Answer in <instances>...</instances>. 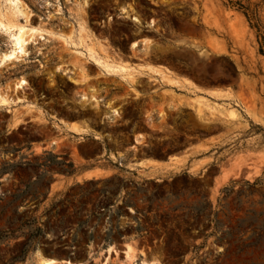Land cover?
<instances>
[{
    "label": "rangeland",
    "instance_id": "rangeland-1",
    "mask_svg": "<svg viewBox=\"0 0 264 264\" xmlns=\"http://www.w3.org/2000/svg\"><path fill=\"white\" fill-rule=\"evenodd\" d=\"M236 1L0 0V59L32 33L0 63V264H264V0Z\"/></svg>",
    "mask_w": 264,
    "mask_h": 264
},
{
    "label": "bare ground",
    "instance_id": "bare-ground-1",
    "mask_svg": "<svg viewBox=\"0 0 264 264\" xmlns=\"http://www.w3.org/2000/svg\"><path fill=\"white\" fill-rule=\"evenodd\" d=\"M123 11L130 13V11L127 10L126 8H124ZM134 18L137 21H140V20H138V17H134ZM2 23L3 22L0 20V24H2ZM5 26L10 27V25H6V24H5ZM31 35H32L31 32L25 31L22 29L13 33L11 35V37L13 38V47L10 51L3 53V55L1 56V59H0V63H2V62L5 63L7 61H11L19 53H22L25 50L26 42L31 37ZM97 61L101 66L106 67L108 70L115 69L112 65H110L106 62H103L100 59H97ZM156 71H158L164 78L168 79V81L169 80L175 81V82L179 81V79L176 78L177 76L175 77L174 75H172L171 71H169V70L156 69ZM26 84H27V81L25 79H20L19 81H17L15 83L17 88H22ZM14 100L12 98V94L10 93V88L9 87L2 88L0 86V106H9L11 103H13ZM21 120L22 119L15 118L13 125H17L18 123H20ZM113 253L117 254L118 250L114 246H110L102 254H104V258H106L108 260L109 257H107V255L108 254L111 255ZM125 253H126V257L130 258V259H133L137 256V252L135 251V248L129 243L126 246ZM66 261L69 262L68 260H66ZM57 262H58V260L55 258L45 257V256H41V255H39V257L37 259V264H56ZM103 264H106V262H104Z\"/></svg>",
    "mask_w": 264,
    "mask_h": 264
},
{
    "label": "crops",
    "instance_id": "crops-1",
    "mask_svg": "<svg viewBox=\"0 0 264 264\" xmlns=\"http://www.w3.org/2000/svg\"><path fill=\"white\" fill-rule=\"evenodd\" d=\"M156 74L160 75L159 73H156ZM13 100L17 101V102L12 106V113H14L12 120H13V122H14L15 118L23 120L22 116H20L21 113L15 107V106H17V103H19V101H21V100L17 96H14ZM22 120L20 121V123L22 122ZM56 122H57V125L59 127H61V129L65 127L63 120L58 119V121H56ZM20 123H18V124H20ZM75 125L78 127L79 130H76L75 128H73V126H75ZM66 126H67L69 133H71V135H73L75 137H80L82 134H84L86 131H88L84 124L79 123L77 121H73V120L68 121ZM59 132L60 131H58V133ZM59 136H60V133L57 134V137H59ZM95 138H96L95 141L97 143H100L99 142V141H101L100 138L98 136H95ZM51 143L53 144L52 147H54V148L60 146L59 139H58V142H56V143L54 142V139H52ZM36 148H37L36 146H33V149L35 151H36ZM42 149H43V151H46L47 149H49V147L45 143L42 145ZM70 155H71L72 161L75 164H81L82 161L84 160L81 157L75 156L74 152H70ZM91 160L93 161L94 159L91 158ZM176 167H177V165H175V163L171 160L158 161V160H153V159H149V158H139L137 160L136 159L132 160L130 162V164L127 166V169L131 170V171H136L139 174V176L144 175V174H151V176H156V175L167 173L168 171L175 169ZM90 171H92V170L84 171L82 173V175L84 176Z\"/></svg>",
    "mask_w": 264,
    "mask_h": 264
},
{
    "label": "trees",
    "instance_id": "trees-1",
    "mask_svg": "<svg viewBox=\"0 0 264 264\" xmlns=\"http://www.w3.org/2000/svg\"><path fill=\"white\" fill-rule=\"evenodd\" d=\"M236 4L239 5V6H238L239 9H244V6H243V4L240 2V0L236 1ZM245 13H246V15H247L248 17H250L249 14H248V12H245Z\"/></svg>",
    "mask_w": 264,
    "mask_h": 264
}]
</instances>
